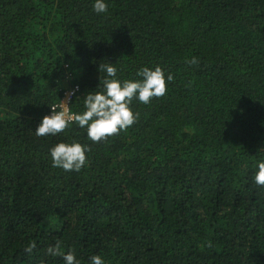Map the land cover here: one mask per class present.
<instances>
[{
  "label": "trees",
  "instance_id": "1",
  "mask_svg": "<svg viewBox=\"0 0 264 264\" xmlns=\"http://www.w3.org/2000/svg\"><path fill=\"white\" fill-rule=\"evenodd\" d=\"M107 3L0 0V264H63L58 240L80 264H264V0ZM105 63L173 79L104 141L37 137L65 90L84 110ZM70 139L89 147L78 172L49 156Z\"/></svg>",
  "mask_w": 264,
  "mask_h": 264
},
{
  "label": "clouds",
  "instance_id": "2",
  "mask_svg": "<svg viewBox=\"0 0 264 264\" xmlns=\"http://www.w3.org/2000/svg\"><path fill=\"white\" fill-rule=\"evenodd\" d=\"M93 11L97 14L106 13L107 0H93ZM190 63H195L193 58ZM98 91H89L83 96V111L73 112L68 103L60 101L50 108V114L42 117L34 130L37 137L56 136L64 133L73 123L83 129L87 139L93 143L106 140L112 135L119 134L131 127L139 118V113L133 112V100L148 104L153 98L162 97L167 91L166 84L173 79L172 74H165L164 69L154 67H141L136 72L134 79L121 80L117 73L115 63L99 65ZM89 147L76 139L61 141L49 149V156L53 168H60L66 172H78L87 164ZM254 182L264 186V160L257 162ZM36 248L32 241L24 252L31 254ZM46 254L60 257L63 264H80L73 250L63 252L61 242L46 249ZM89 264H105L100 255L89 257Z\"/></svg>",
  "mask_w": 264,
  "mask_h": 264
},
{
  "label": "built area",
  "instance_id": "3",
  "mask_svg": "<svg viewBox=\"0 0 264 264\" xmlns=\"http://www.w3.org/2000/svg\"><path fill=\"white\" fill-rule=\"evenodd\" d=\"M75 90H76V87L65 90L63 98H62L61 101H64V102L68 103L70 98H71V96L75 92ZM49 114H50V112L47 115H49Z\"/></svg>",
  "mask_w": 264,
  "mask_h": 264
}]
</instances>
